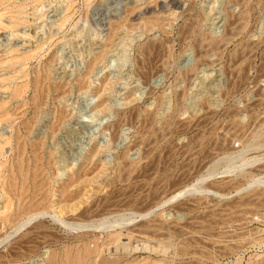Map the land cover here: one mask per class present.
Here are the masks:
<instances>
[{
    "label": "rangeland",
    "instance_id": "rangeland-1",
    "mask_svg": "<svg viewBox=\"0 0 264 264\" xmlns=\"http://www.w3.org/2000/svg\"><path fill=\"white\" fill-rule=\"evenodd\" d=\"M6 4L2 22L20 12L21 23L0 29V145L17 131L41 143L50 192V210L27 227L40 219L64 241L85 234L93 246L105 238L94 227L101 216L79 214H135L101 254L128 243L127 258L158 264H247L245 242L264 231V189L238 192L264 176V0ZM24 54L32 58L10 61ZM231 159L254 161L235 174ZM16 160L5 144L0 179ZM193 186L206 191L146 215ZM48 251L15 264H44Z\"/></svg>",
    "mask_w": 264,
    "mask_h": 264
},
{
    "label": "bare ground",
    "instance_id": "bare-ground-1",
    "mask_svg": "<svg viewBox=\"0 0 264 264\" xmlns=\"http://www.w3.org/2000/svg\"><path fill=\"white\" fill-rule=\"evenodd\" d=\"M10 0H0V9ZM7 6V4H6ZM8 8V7H7ZM1 11V10H0ZM4 13L0 12V29L14 28L21 23L19 19L20 12H13L10 16L11 22L6 25L2 22ZM69 17H65L68 20ZM155 46L150 45L148 51ZM158 49V48H156ZM145 51V48H144ZM145 53H149V52ZM32 58V54H24L23 56H12L10 61L14 63H21ZM5 61L0 62L4 64ZM45 76L39 75L35 84L40 88V83L47 78V71ZM15 93H21V87L16 88ZM6 103L0 104V118L8 116L5 109ZM8 118V117H7ZM24 129L29 132V126L24 124ZM14 143V147H13ZM5 144H11L14 150V157H16V164H12L7 169V176L0 179V191L4 195L3 206L0 207V245L6 242L14 234H19L17 238L10 239L7 243L2 245L5 251H0V264H15L24 259L37 256L43 247L49 248L47 255L43 258L44 264H158L149 257L141 260L137 258H127L133 251L136 250L133 246L130 247L128 243H120L115 246V253L111 254L108 246L111 243L117 242L121 239L123 229L126 224L131 222L134 216L126 217L123 214L114 217L105 216L104 214L94 215L89 210L83 211L79 214L78 219L83 221H90L94 216H101L96 220L94 227L105 234V238L99 242L93 241V246L81 239L86 235L75 236L67 241L59 236L55 231H49L46 228L44 221L33 223L31 227H27L38 216L43 215L50 210L49 196L50 192L46 190V185L41 179L44 171L42 167L43 157L40 153L41 143H27L25 136L17 131L15 136H11L4 140L0 145V153L4 149ZM29 154V156H26ZM239 158V157H238ZM237 158V159H238ZM231 159L226 168V172L235 174H244L248 167L253 164L254 160L241 159L239 162H233ZM4 165H1L3 167ZM66 189L62 190V195L65 196ZM257 189H264V176L248 180L245 184L238 187V192H249ZM205 189L201 187L186 188L178 191L175 195L166 198L162 205L150 209L146 215H151L157 211L161 206L168 202H172L177 198L185 195L202 194ZM72 198L66 196L60 203L67 205ZM91 208V207H90ZM133 215V214H132ZM138 215V214H137ZM76 218V217H75ZM75 222L74 217L72 218ZM74 224V223H73ZM73 224L69 227H73ZM78 226V224H75ZM27 227V228H26ZM26 228L24 231L23 229ZM22 230V231H21ZM100 250H106L101 254ZM119 251L121 254H119ZM121 251L126 252L123 255ZM163 251V250H162ZM99 256V258H98ZM241 263V262H240ZM233 264H238L234 262ZM247 264H251L248 262Z\"/></svg>",
    "mask_w": 264,
    "mask_h": 264
},
{
    "label": "built area",
    "instance_id": "built-area-1",
    "mask_svg": "<svg viewBox=\"0 0 264 264\" xmlns=\"http://www.w3.org/2000/svg\"><path fill=\"white\" fill-rule=\"evenodd\" d=\"M244 246L246 263L264 264V231H253L251 238L245 242Z\"/></svg>",
    "mask_w": 264,
    "mask_h": 264
}]
</instances>
